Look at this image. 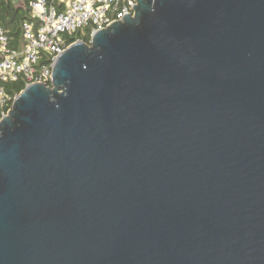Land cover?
<instances>
[{
  "label": "water",
  "instance_id": "water-1",
  "mask_svg": "<svg viewBox=\"0 0 264 264\" xmlns=\"http://www.w3.org/2000/svg\"><path fill=\"white\" fill-rule=\"evenodd\" d=\"M0 264H264V0H136L24 86Z\"/></svg>",
  "mask_w": 264,
  "mask_h": 264
},
{
  "label": "built area",
  "instance_id": "built-area-1",
  "mask_svg": "<svg viewBox=\"0 0 264 264\" xmlns=\"http://www.w3.org/2000/svg\"><path fill=\"white\" fill-rule=\"evenodd\" d=\"M136 0H30V19L22 23L19 46L11 47L9 37L0 24V118L11 97L4 91L3 81L19 76L25 86L46 82L51 77L54 59L74 41L69 36L76 30L94 31L133 14ZM41 58L47 59L39 65Z\"/></svg>",
  "mask_w": 264,
  "mask_h": 264
},
{
  "label": "trees",
  "instance_id": "trees-1",
  "mask_svg": "<svg viewBox=\"0 0 264 264\" xmlns=\"http://www.w3.org/2000/svg\"><path fill=\"white\" fill-rule=\"evenodd\" d=\"M29 1L30 0H19L17 4H14L11 0H0V24L9 37V45L11 47L19 46L22 36V23L31 17ZM69 40H82L89 43V28L76 30L69 36ZM46 61L47 59L41 58L39 60V65ZM46 83H49V80H47ZM2 85L5 93L13 97L24 88L25 81L19 76L15 80L3 81ZM9 107H11V101H9L5 108Z\"/></svg>",
  "mask_w": 264,
  "mask_h": 264
}]
</instances>
